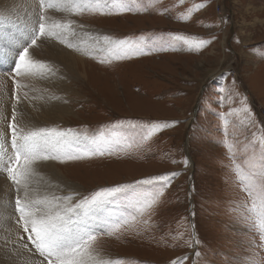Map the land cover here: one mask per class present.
<instances>
[{
  "label": "rangeland",
  "instance_id": "374dc122",
  "mask_svg": "<svg viewBox=\"0 0 264 264\" xmlns=\"http://www.w3.org/2000/svg\"><path fill=\"white\" fill-rule=\"evenodd\" d=\"M28 3L35 15L38 0ZM119 7L131 10L117 15ZM115 8L108 15L52 9L57 17L44 22L54 44L72 53L67 86L79 93L73 104L66 101L71 115L55 127L110 146L103 156L51 162L81 195L131 186L99 211L123 214L128 223L99 235L96 259L264 264V236L252 211L264 184V0H115ZM31 20L12 11L0 22L1 69L8 74L13 58L4 51L31 31ZM68 21L98 34L97 51L80 55L67 46L77 27L54 26ZM46 36L37 42H51ZM80 36L72 41L82 48ZM105 36L146 54L116 59ZM160 176L170 178L167 186L155 182ZM136 193L150 201L142 213L129 206Z\"/></svg>",
  "mask_w": 264,
  "mask_h": 264
},
{
  "label": "snow or ice",
  "instance_id": "6c2138e0",
  "mask_svg": "<svg viewBox=\"0 0 264 264\" xmlns=\"http://www.w3.org/2000/svg\"><path fill=\"white\" fill-rule=\"evenodd\" d=\"M200 5L199 7H204ZM115 0H38L36 19L31 28L30 44L35 46L37 40L45 35V20L49 10L57 9L70 13L77 11H99L102 15L113 14ZM107 9V11H105ZM131 9L126 7L115 8V14H123ZM71 21L56 28L67 29ZM49 35H53L49 31ZM56 38H59L57 35ZM110 44L109 54H116V59L132 58L133 55L146 54L142 49L126 47L124 40L110 41L109 37H103ZM64 43V40L60 41ZM72 47L71 44L68 45ZM103 62V61H101ZM32 69H42L38 73L41 78L55 76V72L40 61L28 59V47L25 46L23 54L19 56V64L15 67L13 82L18 90L22 85L16 77L22 75H37ZM28 93L23 92V98ZM12 105L11 117H4L3 128H0V172H6L7 178L12 182L16 196L13 205L16 230L15 248H23L35 257L38 254L39 264H107L98 261L94 255V244L101 233L112 235L119 231L120 227L128 223L123 214L116 216L109 213L107 216L97 213L111 202V198L121 193L130 185H118L107 187L87 195L79 192H71L64 196L55 194L32 195L31 187L33 177L37 174V165L40 162L56 160L60 162L103 156L105 152L110 154L109 142L101 139L89 140L72 133L71 129L61 130L56 127L34 126L30 123L18 120L17 104ZM130 123V122H129ZM135 127V125H132ZM174 126V125H173ZM10 132V143H9ZM245 177L241 176V180ZM170 178L160 176L155 178L163 186H167ZM142 183H148L143 181ZM261 204L257 208L253 203L252 211L257 215L261 235L264 236V184L260 189ZM162 195V192L159 193ZM79 197V199H77ZM150 203L146 194L136 193L130 200L129 206L137 213H142ZM182 264V261L173 262Z\"/></svg>",
  "mask_w": 264,
  "mask_h": 264
},
{
  "label": "bare ground",
  "instance_id": "6f19581e",
  "mask_svg": "<svg viewBox=\"0 0 264 264\" xmlns=\"http://www.w3.org/2000/svg\"><path fill=\"white\" fill-rule=\"evenodd\" d=\"M28 1L29 0H0V13H3L0 15V22H3V15L11 17L12 11H14L16 15L18 13L22 14L26 20L30 18L35 20L36 16L34 12L31 11ZM29 15H31L30 18ZM47 16L50 18L57 17L54 13L51 15L49 12L46 14V17ZM77 25L72 22V26L77 27V29L74 28L72 32V29L69 28V31L71 29V38L69 41L66 38L61 40H64V42L68 41V44L74 46V50L77 49L80 55L81 53H93V51H97V42L99 41L98 34L91 28ZM24 34L28 36L24 38ZM48 34L49 31L45 33V35H47L46 37H52L48 36ZM80 34L83 35L80 36ZM20 35L23 39L18 43L15 49L12 47V49L4 51V54L13 58L12 65L9 69L11 74L5 71V67L1 69V63L4 57L3 54H0V128L4 126L3 120L5 116L11 117L12 105L16 103L17 97L21 98L20 103L17 104L18 120H23L34 126L55 127L59 119L62 120L64 116L68 114L71 115L72 113V108L69 107V103L67 104L66 101H71L73 99V102L70 103L73 104L79 98V93L75 90L73 91L74 87L67 86V84H70L68 82V78L71 77L69 73L75 68L73 61L71 65L70 57H72V53L70 52V54L67 48L54 44L53 40H55L54 37L56 35H53L51 42L50 40L48 42L45 39H41L35 46L30 44V30H26V32L22 31ZM78 36H80L81 43H83V49L79 44H73V41L77 42L75 37ZM4 39L5 38H2L0 41V46L3 44L2 42ZM25 46L28 47V59L30 61L38 60L45 63L48 68H51L52 71L55 72V76L41 78L38 73L41 72L42 69H32V72L37 73V75H22L16 77V80L22 85H26L22 90H18L13 82V76L15 74L14 68L15 64H19V56L23 54ZM75 54L78 55V53ZM75 54H73V58L82 62L83 59L81 60ZM72 86H75V84H72ZM23 92L28 93L27 98H23ZM36 167L37 174L33 177L31 185L33 189L32 195L55 194L64 196L68 193L78 191L75 189L77 187L72 186L71 183L67 181L64 173H62L57 166H54L51 160L40 162ZM15 196V188L12 182L7 178V173L0 172V264H39V260H37L36 256L33 257L29 253H26L25 249H16L12 246H7L11 239L16 236L15 224L13 221L15 216L13 208ZM97 214L100 215V212Z\"/></svg>",
  "mask_w": 264,
  "mask_h": 264
}]
</instances>
